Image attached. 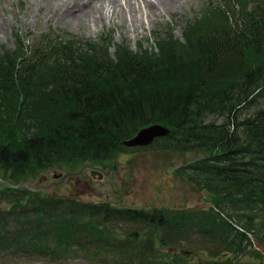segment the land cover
<instances>
[{
	"label": "trees",
	"instance_id": "16d2710c",
	"mask_svg": "<svg viewBox=\"0 0 264 264\" xmlns=\"http://www.w3.org/2000/svg\"><path fill=\"white\" fill-rule=\"evenodd\" d=\"M27 41L0 45V177L18 183L51 167L99 162L140 128L160 123L175 132L156 143L208 155L184 177L208 191L214 206L167 211L150 224L196 231L232 253L225 264L252 255L249 233L264 242V108L239 116L264 98V0H209L186 22L182 40L165 33L147 50L119 44L111 53L106 37L82 41L59 30ZM211 115L223 120L206 121ZM0 192L11 197L10 208H0V246L18 239L25 254L51 258L45 237L75 243L80 222L96 230L85 218L147 219L1 183ZM7 215L19 224L13 233ZM26 225L34 230L28 241L20 239Z\"/></svg>",
	"mask_w": 264,
	"mask_h": 264
},
{
	"label": "rangeland",
	"instance_id": "374dc122",
	"mask_svg": "<svg viewBox=\"0 0 264 264\" xmlns=\"http://www.w3.org/2000/svg\"><path fill=\"white\" fill-rule=\"evenodd\" d=\"M45 1L0 0V15L3 16H0V21L4 24V30L0 32V45L13 47L17 37L21 39L25 37L27 42L32 43L34 38L41 33L59 30L82 41L86 39L98 41L101 37H106L111 43L109 49L111 53L119 44L128 45L132 51L147 50L153 47L157 36L165 35V33H171L173 37L182 40V30L186 22L199 15L209 2V0H177L174 6L169 9L159 8L153 12H150L143 3L139 2L134 11L127 10L117 13L112 12L111 8L104 3L92 0L87 3L92 11L90 16L83 17L81 20H74L77 18L76 16L73 19L61 20L57 17L61 11L58 6L64 4L66 0ZM260 108H264V98L258 99L253 105L244 107L239 111V116H247ZM222 120L223 117L219 115H211L206 118V121L215 123ZM33 130L34 128H31L29 132ZM22 132L27 135L29 133L25 129H22ZM158 143H160L158 146L166 147L162 141ZM127 158L126 156L121 157L119 162L121 160L125 163ZM81 165L77 164L74 168L51 167L26 182L45 184L53 179L52 174L75 170ZM186 181L179 183L182 187L181 190L179 187L174 190V194H180L181 204L191 206L197 203L198 196H201L206 203L213 202V196L208 191ZM89 185L93 187L94 191L90 196L88 192L80 194L79 197L83 200L91 197L92 200L99 201L105 198L106 194L110 197L113 196V191L104 190L105 179H90ZM1 193L0 208H10L9 199L11 197L1 195ZM112 200L115 202L114 198ZM31 202L35 201L32 198H24L20 203L28 205ZM42 208L47 209L48 206L43 205ZM51 208L50 212L56 217L59 216V208ZM7 216L9 217V215ZM85 220H88L96 230L89 227L88 229L83 222H80V225L77 226L80 233H77L74 239L75 243L72 242V239L67 245L59 246L54 237L49 235L45 237L46 243L53 249V252H50L53 254L51 258L38 250H29V253L26 254L17 250V239L12 245L0 246V264H225L228 258H233L232 253L224 250L221 245L189 228L155 229L154 225L146 220L139 221L126 217L105 222H98L93 218H85ZM8 221H11L8 228L13 230L12 233L19 228V224L13 223L11 216ZM98 224L100 227L97 226ZM26 230L27 232L20 236L22 237L20 239L28 241L34 230L30 225H26ZM54 248H56L55 251ZM182 249L189 250L191 253L184 254L181 252ZM250 249L252 255L238 256L240 264H264V242L251 236ZM48 257L52 260L49 261Z\"/></svg>",
	"mask_w": 264,
	"mask_h": 264
},
{
	"label": "flooded vegetation",
	"instance_id": "af4514ba",
	"mask_svg": "<svg viewBox=\"0 0 264 264\" xmlns=\"http://www.w3.org/2000/svg\"><path fill=\"white\" fill-rule=\"evenodd\" d=\"M158 138L146 145L125 146L111 157L94 164L84 163L78 169L54 173L53 179L45 184H53L50 189L54 192L52 195L62 199H74L87 204H106L111 209L139 213L146 216L148 223L151 218L167 211H186L183 207L189 205L181 204V196L179 193L174 194V190L177 187L182 189L179 183L187 180L184 177L185 171L207 156L197 160L200 150H178L173 146H158V142H155ZM187 152L191 154L187 156ZM125 156L128 157L125 163L121 160L119 162V159ZM169 169H172L171 172ZM96 178L105 179L104 190L113 191V196L106 194L105 198L99 201H94L91 197L83 200L79 195L88 192L90 196L94 190L89 182L90 179ZM196 201L195 204L206 205L201 196H198Z\"/></svg>",
	"mask_w": 264,
	"mask_h": 264
},
{
	"label": "water",
	"instance_id": "95a60500",
	"mask_svg": "<svg viewBox=\"0 0 264 264\" xmlns=\"http://www.w3.org/2000/svg\"><path fill=\"white\" fill-rule=\"evenodd\" d=\"M175 130L173 128H168L167 126L160 124V123H152L149 125H146L142 128H140L133 136H131L128 139L123 140V145L124 146H139V145H146L153 141L154 138L161 137V136H166L168 134L174 133ZM190 152H187L186 155H190ZM206 155L199 151L197 153V160L205 158ZM172 169H169L168 171L171 172ZM55 176V174H54ZM0 183L8 188H26L29 191H40V192H46L48 194H54V192H51L50 189L53 187V184H43V183H36V184H30L29 182L26 181H21L18 183H13L9 179H4L0 177ZM68 188H71V186H67ZM206 206H214L211 202L206 203L205 206H202L200 203L192 205V206H186L183 207V210H198L199 208H203ZM253 238V237H252ZM253 241L255 239L253 238ZM182 253L184 254H190L191 251L182 249Z\"/></svg>",
	"mask_w": 264,
	"mask_h": 264
},
{
	"label": "bare ground",
	"instance_id": "6f19581e",
	"mask_svg": "<svg viewBox=\"0 0 264 264\" xmlns=\"http://www.w3.org/2000/svg\"><path fill=\"white\" fill-rule=\"evenodd\" d=\"M40 1H45V0H40ZM47 1H49V0H47ZM90 1H92V0H66L64 2V4L62 3V4H60L58 6L60 8V10H61L60 13H59V15L57 16L58 19L59 18L61 20L62 19H69V18H72L73 19L76 16L77 18L74 19V20H77V19L81 20L83 17L90 16V14L92 13V11L89 9V6H87V3L90 2ZM98 1L101 2V4L104 3L105 5H107L108 7H110L112 12H117V13L118 12L121 13V11L122 12H125L127 10H133L134 11L136 9V4H139V2L143 3L144 6L149 9L150 12H153L156 9L159 10V8H163V9H167L168 8L169 9V7L174 6V4L177 2V0H98ZM74 11H76V13H73ZM1 17H3V16H1ZM3 30H4V24L0 21V32H2Z\"/></svg>",
	"mask_w": 264,
	"mask_h": 264
}]
</instances>
